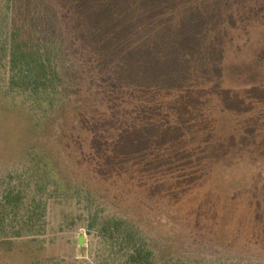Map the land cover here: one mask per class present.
I'll list each match as a JSON object with an SVG mask.
<instances>
[{
    "label": "rangeland",
    "instance_id": "374dc122",
    "mask_svg": "<svg viewBox=\"0 0 264 264\" xmlns=\"http://www.w3.org/2000/svg\"><path fill=\"white\" fill-rule=\"evenodd\" d=\"M24 16L83 118L64 147L0 54V196L38 147L70 176L0 264H264V0H0V37Z\"/></svg>",
    "mask_w": 264,
    "mask_h": 264
},
{
    "label": "trees",
    "instance_id": "16d2710c",
    "mask_svg": "<svg viewBox=\"0 0 264 264\" xmlns=\"http://www.w3.org/2000/svg\"><path fill=\"white\" fill-rule=\"evenodd\" d=\"M27 20L28 16H24L22 24H10L1 34L0 54L8 61L3 91L7 95L17 93L40 100L49 113L47 120H65L58 126L60 141L67 147L73 140L75 128L81 127L83 116L80 111L73 112L77 110L59 70L56 46L47 39L45 31L29 26ZM29 156L27 176L20 178L21 183L14 184V174L7 175L6 189L0 196V240L3 244H13L17 239L25 245L42 243L47 234L49 200L60 196L66 181L70 182L66 168L51 151L38 147ZM102 158L106 168L113 171L120 172V167H125L124 162L112 163L105 155ZM111 228L121 232L120 224L111 226L110 222L104 224L103 231L110 233ZM140 259V255L130 256L134 263Z\"/></svg>",
    "mask_w": 264,
    "mask_h": 264
}]
</instances>
